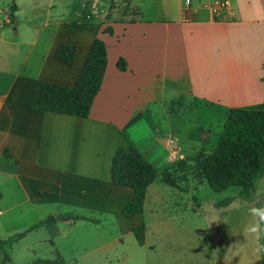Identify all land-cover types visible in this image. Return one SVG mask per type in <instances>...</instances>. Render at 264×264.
Masks as SVG:
<instances>
[{"label": "crops", "instance_id": "crops-1", "mask_svg": "<svg viewBox=\"0 0 264 264\" xmlns=\"http://www.w3.org/2000/svg\"><path fill=\"white\" fill-rule=\"evenodd\" d=\"M9 2L5 8L16 13L0 20V173L14 179L37 222L66 213L98 221L62 217L40 232L61 223L114 230L143 223V213L130 220L121 214L132 191L112 184L111 160L119 146L136 147L158 172L182 160L180 122L167 111L174 103H207L227 113L264 109V0L121 1L129 14L98 26L83 18L76 0ZM95 38L105 44L107 65L88 117L31 109L41 82L75 84ZM63 43L76 46L71 66L54 58ZM141 128L149 139L140 138ZM28 179L39 182L41 195Z\"/></svg>", "mask_w": 264, "mask_h": 264}, {"label": "rangeland", "instance_id": "rangeland-1", "mask_svg": "<svg viewBox=\"0 0 264 264\" xmlns=\"http://www.w3.org/2000/svg\"><path fill=\"white\" fill-rule=\"evenodd\" d=\"M76 1L97 12V19L92 12L87 18L97 26L102 19L129 14L119 7L122 0ZM9 3L0 0V20L4 16L9 22L13 19L14 7L5 8ZM167 111L172 121L179 119L181 140L186 143L182 144L185 163L169 168L174 187L162 183L160 177L150 186L141 223L145 226L143 245L136 242L127 223L116 230L107 223L100 227L82 223L78 228L61 223L46 232L32 231L5 246L0 250V260L3 254L6 256L3 264L54 259L56 249L65 264H261L258 230H249L259 226L258 215L251 209L264 208V176L256 184L253 202L236 198L227 207H216L218 201L237 196L239 188L213 192L200 174L201 164L218 142L227 112L216 105L193 101L174 103ZM138 135L149 139L145 128L139 129ZM9 169L12 173L13 166ZM0 194V238L22 232L37 222V210L24 202L25 196L16 190L8 172L0 173Z\"/></svg>", "mask_w": 264, "mask_h": 264}, {"label": "trees", "instance_id": "trees-1", "mask_svg": "<svg viewBox=\"0 0 264 264\" xmlns=\"http://www.w3.org/2000/svg\"><path fill=\"white\" fill-rule=\"evenodd\" d=\"M128 1L122 0V2ZM82 16L84 19L91 16L89 5L84 6ZM104 30L108 33L112 32L110 27H106ZM75 55L76 46L72 43L59 44L54 51L55 60L67 66L73 64ZM106 65L105 44L101 39L95 38L89 46L75 84L65 86L41 82L34 92L29 107L43 113L50 112L87 118L93 100L101 87ZM116 66L121 71L126 69V64L122 59L117 61ZM5 157H8L6 151ZM183 163H185L183 160H179L176 165L179 166ZM171 172L169 168L158 172L156 167L136 147L119 146L111 160L110 177L113 185L132 191L131 198L122 207L123 217L130 220L143 213L147 189L159 177L162 183L174 187L176 183ZM200 174L213 192L220 193L231 187L239 188L237 196H229L218 201L216 207H227L236 198L246 202L255 200L256 184L264 176V109H229L218 142L212 153L201 164ZM28 183L33 193L41 195L37 180L28 179ZM63 219L98 223L95 219L73 213L64 214ZM258 219V251L260 263L264 264V220L259 215ZM54 221V216H48L22 232L8 238H0V250ZM130 231L136 242L143 245L145 226L139 224L133 226ZM5 258L6 256L3 254L0 260L1 264L6 261ZM30 264H65V260L56 249L54 259L37 258Z\"/></svg>", "mask_w": 264, "mask_h": 264}, {"label": "clouds", "instance_id": "clouds-1", "mask_svg": "<svg viewBox=\"0 0 264 264\" xmlns=\"http://www.w3.org/2000/svg\"><path fill=\"white\" fill-rule=\"evenodd\" d=\"M251 212H255L256 215H259L261 217L262 220H264V208H260V209H256V210H252ZM258 228L254 225L253 229L249 230L250 232H254L257 231Z\"/></svg>", "mask_w": 264, "mask_h": 264}, {"label": "built area", "instance_id": "built-area-1", "mask_svg": "<svg viewBox=\"0 0 264 264\" xmlns=\"http://www.w3.org/2000/svg\"><path fill=\"white\" fill-rule=\"evenodd\" d=\"M187 1H188V0H187ZM222 5L225 6V1H223V4H222ZM91 12L95 14L94 16H98V15L96 14L97 12H96L95 10H91Z\"/></svg>", "mask_w": 264, "mask_h": 264}, {"label": "water", "instance_id": "water-1", "mask_svg": "<svg viewBox=\"0 0 264 264\" xmlns=\"http://www.w3.org/2000/svg\"><path fill=\"white\" fill-rule=\"evenodd\" d=\"M62 217H63L62 215L57 216V217L55 218V220H59V219H61Z\"/></svg>", "mask_w": 264, "mask_h": 264}]
</instances>
